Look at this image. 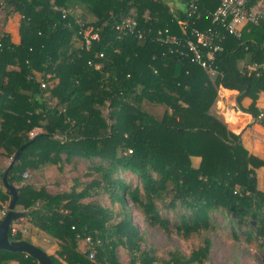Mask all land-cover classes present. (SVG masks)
<instances>
[{"label":"trees","instance_id":"obj_1","mask_svg":"<svg viewBox=\"0 0 264 264\" xmlns=\"http://www.w3.org/2000/svg\"><path fill=\"white\" fill-rule=\"evenodd\" d=\"M259 1L245 0L246 7ZM184 2L0 0V156L12 160L26 144L7 180L27 221L57 243L51 264H122L119 248L128 264H209L212 243L204 234L213 229L212 211L244 227L249 243L264 239V186L258 189L256 180L264 159L250 154L213 111L219 88L236 90L237 103L264 93V68L249 69L264 65V19L247 25L240 38L225 35L213 75L153 36L138 40L113 29L132 15L140 30L167 28L183 38L192 26H211L208 18L194 19L183 30L178 21L186 18ZM216 4L199 0L198 8L211 12ZM13 16L19 18L17 43L5 31ZM89 27L99 38L85 50L79 31ZM152 107L163 108L161 116L151 114ZM245 110L257 115L253 107ZM79 162L87 164L82 177L89 180L74 177L68 191L22 182L26 172ZM4 171L0 208L11 198ZM128 203L147 227L165 233L173 227L184 240L199 238L198 246L188 254L168 251L166 258L142 248ZM159 206L177 212V219L161 214ZM8 236L25 240L11 227ZM86 238L93 259L89 249H78ZM11 261L38 264L24 253L0 250V264Z\"/></svg>","mask_w":264,"mask_h":264},{"label":"rangeland","instance_id":"obj_2","mask_svg":"<svg viewBox=\"0 0 264 264\" xmlns=\"http://www.w3.org/2000/svg\"><path fill=\"white\" fill-rule=\"evenodd\" d=\"M254 11L264 13V0H260L255 7ZM2 10L0 9V23L2 24ZM5 23V30L10 35L16 34L18 25V16H13ZM149 112L157 117L161 116L163 108L152 107ZM104 113L106 111L104 110ZM37 130L33 131L35 135ZM11 159H6L0 156V173L8 167ZM85 162H79L76 167L71 164H61L60 168L57 166L45 167L38 171H31L24 173L22 182L34 185L35 187H44L51 193L60 191H68L74 181V177H81L83 181H88L82 177L86 169ZM125 180L133 185L138 184L139 181L134 175L123 174ZM100 202L106 204V198H98ZM8 203L2 206L7 211ZM133 223L136 225L139 233L144 237L142 248H154L156 256L159 258H166L167 252L172 250H180L184 254H188L191 249L198 246L200 239L193 237L189 240H184L178 237L173 227L169 228L168 232H164L158 228H149L143 224L139 212L135 211L131 204L128 203ZM160 213L167 216L170 220L177 219V212L167 211L159 206ZM16 211L22 212L21 207L17 206ZM116 211V210H114ZM2 218V217H1ZM0 218V219H1ZM212 221V230L205 233L211 240L212 246L209 255V264H264V239L254 240L249 243L246 240L245 228L238 226L231 221V218L221 211H212L210 215ZM13 231H19L23 239L28 240L33 245L41 248L47 255H55L58 250L57 243L46 236L43 232L39 231L32 223H29L25 217L18 221L12 222L11 226ZM88 246L83 239L78 241V249L82 252L86 251ZM118 258L122 264H128V256L123 249H118ZM10 264H17L16 261H11Z\"/></svg>","mask_w":264,"mask_h":264},{"label":"built area","instance_id":"obj_3","mask_svg":"<svg viewBox=\"0 0 264 264\" xmlns=\"http://www.w3.org/2000/svg\"><path fill=\"white\" fill-rule=\"evenodd\" d=\"M216 7L211 11H202L198 8L199 0H185L183 3V12L185 19L179 20L178 24L185 30L191 23L195 24V20L209 19L211 26L199 29L192 26L190 37H178L175 34H170L168 29H157L155 31L140 30L138 22L133 17H121L114 25L113 29L120 35H131L138 40H144L145 37H152L160 44L174 46V51L181 58H187L191 63L200 66L204 71L213 75L217 71L216 54L222 51V42L225 35H231L235 38H240L243 29L249 25H257L264 19V13H258L253 8H247L245 0H214ZM148 15L146 14L145 17ZM83 34L84 48L89 49L92 40L99 38L97 30L89 27L85 30L80 29L79 34ZM185 33V31H184ZM102 57V54H100ZM258 68H264V65L249 66L250 71H256ZM49 78V75H47ZM32 79V76H29ZM40 87L44 89L46 84L40 81ZM54 103V100L51 101ZM264 116V112L258 114V118ZM34 136L33 132L30 134ZM6 213V208H0V218ZM13 231V230H12ZM15 232V231H13ZM89 249V259L94 258V250L92 241L89 238L84 239Z\"/></svg>","mask_w":264,"mask_h":264},{"label":"crops","instance_id":"obj_4","mask_svg":"<svg viewBox=\"0 0 264 264\" xmlns=\"http://www.w3.org/2000/svg\"><path fill=\"white\" fill-rule=\"evenodd\" d=\"M87 20L90 19L87 18ZM15 32V35H9L11 40L17 43L19 41L18 25ZM237 95L236 90L219 88L213 111L222 118L234 134L239 136V141L250 154L264 159V116L258 118V114L264 112V93H259L254 101L249 97H243L240 103L236 101ZM250 107L255 109L257 115L246 112L245 109ZM194 163L197 165V159H194ZM256 180L257 188L263 189L264 168L256 170Z\"/></svg>","mask_w":264,"mask_h":264},{"label":"water","instance_id":"obj_5","mask_svg":"<svg viewBox=\"0 0 264 264\" xmlns=\"http://www.w3.org/2000/svg\"><path fill=\"white\" fill-rule=\"evenodd\" d=\"M26 146L23 145L20 149L14 154L10 164L3 173L2 182L7 193L10 195V201L7 205V211L5 215L0 219V250H7L11 252H21L31 258L35 259L38 264H51L49 255L45 253L41 248L25 241H10L8 236V230L11 226V223L24 217V212L16 211V200L18 191L17 189L8 183L7 175L11 169V166L16 162L19 156V152Z\"/></svg>","mask_w":264,"mask_h":264}]
</instances>
